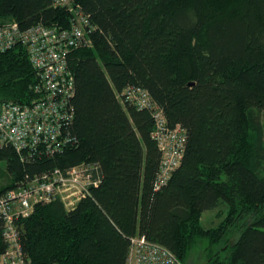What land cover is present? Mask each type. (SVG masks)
Here are the masks:
<instances>
[{
  "label": "trees",
  "instance_id": "16d2710c",
  "mask_svg": "<svg viewBox=\"0 0 264 264\" xmlns=\"http://www.w3.org/2000/svg\"><path fill=\"white\" fill-rule=\"evenodd\" d=\"M76 2L94 29L69 47L70 141L56 152L0 145V195L81 164L100 182L73 207L57 196L16 220L25 264H128L137 236L185 264H264V0ZM73 18L52 0H0L1 27L63 29ZM40 70L21 42L0 52V107L45 102ZM129 87L155 110L128 99ZM156 111L186 131L161 185ZM215 210L220 222L205 227ZM7 249L0 219V255Z\"/></svg>",
  "mask_w": 264,
  "mask_h": 264
},
{
  "label": "built area",
  "instance_id": "2783aa9c",
  "mask_svg": "<svg viewBox=\"0 0 264 264\" xmlns=\"http://www.w3.org/2000/svg\"><path fill=\"white\" fill-rule=\"evenodd\" d=\"M55 6H66L74 13L69 28L39 23L22 30L18 23L0 26V52L16 42L26 45L34 65L41 70L42 83L36 88L47 92L45 102L34 105L7 104L0 107V145L11 144L17 151L36 150L40 144L48 146L49 152L60 151L70 141L65 135L72 113L68 99L72 97L75 78L68 69L69 47H77L86 38L87 28L94 29L90 17L76 0H52ZM128 99L139 107L155 110L147 91L129 87L125 91ZM60 97V98H59ZM156 129L153 138L159 142L163 153L158 184H164L179 166L186 143V131L178 125L169 129L162 112L156 111ZM92 168L81 164L71 168L67 175L57 169L51 176L44 175L25 187L0 195V219L4 221V239L8 249L0 255V264H25V254L20 242L16 220L27 216L37 202H50L61 196L67 206H75L90 194V186L98 185L100 179L93 178ZM128 264H185L169 249L150 242L145 236L132 238Z\"/></svg>",
  "mask_w": 264,
  "mask_h": 264
},
{
  "label": "rangeland",
  "instance_id": "374dc122",
  "mask_svg": "<svg viewBox=\"0 0 264 264\" xmlns=\"http://www.w3.org/2000/svg\"><path fill=\"white\" fill-rule=\"evenodd\" d=\"M262 121H264V111L262 113ZM7 164L5 161L0 162V187L7 181ZM217 210L207 212L203 215V224L205 227H212L220 222V218L217 216ZM203 260H199V264H203Z\"/></svg>",
  "mask_w": 264,
  "mask_h": 264
}]
</instances>
